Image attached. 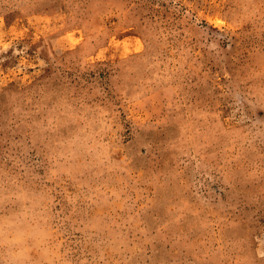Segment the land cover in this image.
<instances>
[{"label": "rangeland", "instance_id": "obj_1", "mask_svg": "<svg viewBox=\"0 0 264 264\" xmlns=\"http://www.w3.org/2000/svg\"><path fill=\"white\" fill-rule=\"evenodd\" d=\"M0 264H264V0H0Z\"/></svg>", "mask_w": 264, "mask_h": 264}]
</instances>
